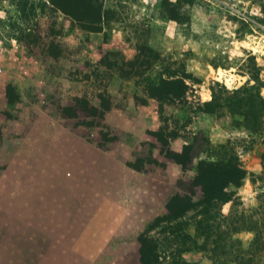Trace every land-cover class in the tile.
I'll return each mask as SVG.
<instances>
[{
	"label": "rangeland",
	"instance_id": "374dc122",
	"mask_svg": "<svg viewBox=\"0 0 264 264\" xmlns=\"http://www.w3.org/2000/svg\"><path fill=\"white\" fill-rule=\"evenodd\" d=\"M99 3L102 21L92 24L56 10L51 0H0V81L17 82L0 88V119L6 116L0 146L11 136L20 96L16 84L22 82L28 90L24 104L54 107L57 118L67 117L61 122L73 140L96 145L100 159H123L146 172L125 166L114 194L98 199L90 194L31 199L29 207L50 210V222L39 215L18 231L0 228V239L12 236L23 252L18 262L0 264H142V244L155 246L157 264H264V53L244 44L264 45V0H184V22L164 16L163 0ZM112 73L129 78L124 98L132 92L136 100L148 101L153 117L136 133L112 130L95 107ZM162 76L183 78V95L149 97L148 86ZM80 98L88 100L86 109L78 107ZM116 98L117 105L124 104ZM33 119L31 113L29 122ZM160 133L167 148L202 133L197 149L205 148L195 168L183 172L170 166L161 153ZM200 160L222 168L244 166L243 186L226 188L233 194L229 214L226 203L207 210L198 204L201 190L193 178ZM5 163L1 157L0 173ZM240 186L253 198L237 195ZM192 190L195 206L170 218L168 200ZM242 224L257 231L250 244L234 237Z\"/></svg>",
	"mask_w": 264,
	"mask_h": 264
},
{
	"label": "crops",
	"instance_id": "0c3cea01",
	"mask_svg": "<svg viewBox=\"0 0 264 264\" xmlns=\"http://www.w3.org/2000/svg\"><path fill=\"white\" fill-rule=\"evenodd\" d=\"M110 77L106 90L112 97V107L105 112L104 121L116 132L136 133L140 123L147 121L149 116L153 117V114L147 113L148 101L140 103L136 100L138 94L134 96L132 92L124 98L127 94L126 80L129 78L113 73ZM15 83L17 82L14 80L0 81V88ZM16 85L20 95L16 103L18 111L12 124L11 136L0 146V158H4L6 162L0 173L1 229L6 230L10 226V231H18L19 225L27 226L39 220L49 224L48 208L29 207L30 200L36 197H41L43 202L49 201L52 194H66L71 198L78 194H90V198L98 199L99 194H114L117 178L125 166L138 173L146 172L133 168L129 161L123 159H100V152H103L96 145L73 140L70 127L61 122V119L67 117L57 118L55 113H52L55 111L54 107H43L39 102L24 104L25 94L28 92L24 90L26 84L18 82ZM116 96L123 98L124 104L117 105ZM6 106L7 104H4V107ZM31 113L34 114V119L29 122ZM5 119L6 116L3 115L2 120ZM2 120L0 119V123ZM174 141L176 144L179 139ZM179 143L180 145L172 147L176 152H181L185 144ZM171 162L172 167L180 166ZM241 186L235 187L240 190L237 195L243 200L253 198L254 194H243L245 188ZM226 205L225 213L229 214L232 200L226 202ZM39 215H42L43 219L37 220ZM233 232L238 241L241 242L245 238V242L249 244L257 236L254 228L244 224ZM19 255H23V252L12 236L0 239V262H18Z\"/></svg>",
	"mask_w": 264,
	"mask_h": 264
},
{
	"label": "trees",
	"instance_id": "16d2710c",
	"mask_svg": "<svg viewBox=\"0 0 264 264\" xmlns=\"http://www.w3.org/2000/svg\"><path fill=\"white\" fill-rule=\"evenodd\" d=\"M51 5L56 10L61 11L63 14L70 16L78 22L89 21L92 24H98L102 21L103 11L102 5L99 0H51ZM163 13L165 17L184 22L188 19L187 11L183 10L184 0H163L162 3ZM89 30L97 31V28H90ZM143 50L154 53L153 48L143 46ZM103 58L101 61L104 62ZM146 61V60H144ZM143 63H141V66ZM124 75V74H123ZM124 75V78L127 76ZM129 77V76H128ZM186 87L183 78H173L172 76L160 77L158 82H153L148 86L147 93L149 97L161 100H176L181 97L183 90ZM104 88L100 92L99 105L95 106L99 109L100 116L104 117L105 112L112 107V97L109 92ZM139 96L136 97L138 99ZM145 103L146 100L139 101ZM81 108L86 109L88 107V100L80 98L77 102ZM210 103L205 102L204 105L208 106ZM79 107V108H80ZM76 108V107H75ZM73 110V115H76V109ZM65 110L67 107L64 108ZM106 125V124H105ZM179 135H175L176 138ZM163 135L160 133L158 140L162 144L161 153H163L170 161H173L181 166L183 172L193 169L196 158L200 157L201 152L204 151V146L197 149L203 139L202 133H197L193 137V141L186 142L181 152H176L170 147H166L167 143L163 140ZM203 144V143H202ZM205 146L207 145L204 144ZM130 165L137 170H144L142 166H137L133 162ZM195 168V167H194ZM196 174L193 178V185L200 186L201 194L198 198V204L204 206L207 209L211 208L213 204L217 202L226 203L232 199L231 192L226 191V188L234 184L236 186L241 185L243 179L246 176V170L240 163L233 166L231 163H227L226 167L216 165L213 161L200 160L196 166ZM189 194H174L167 204L169 211V217L173 219L181 218L186 211L190 210L195 204L192 203L191 195L194 191L187 192ZM160 221V220H159ZM140 251L142 264H157L159 262V255L154 251L155 246L142 244ZM240 264V261L237 262Z\"/></svg>",
	"mask_w": 264,
	"mask_h": 264
},
{
	"label": "bare ground",
	"instance_id": "6f19581e",
	"mask_svg": "<svg viewBox=\"0 0 264 264\" xmlns=\"http://www.w3.org/2000/svg\"><path fill=\"white\" fill-rule=\"evenodd\" d=\"M249 40V39H248ZM244 44L246 46H248L249 48L252 49V51L254 50L256 53L257 52H263L264 53V45H261L260 42L258 41H254V40H251V41H244ZM226 83L228 85H230L232 83V77L231 76H228L227 79H226Z\"/></svg>",
	"mask_w": 264,
	"mask_h": 264
},
{
	"label": "built area",
	"instance_id": "2783aa9c",
	"mask_svg": "<svg viewBox=\"0 0 264 264\" xmlns=\"http://www.w3.org/2000/svg\"><path fill=\"white\" fill-rule=\"evenodd\" d=\"M44 101V100H43ZM45 102V101H44ZM46 103V102H45Z\"/></svg>",
	"mask_w": 264,
	"mask_h": 264
}]
</instances>
